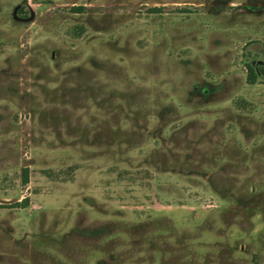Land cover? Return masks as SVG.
<instances>
[{
    "label": "rangeland",
    "instance_id": "374dc122",
    "mask_svg": "<svg viewBox=\"0 0 264 264\" xmlns=\"http://www.w3.org/2000/svg\"><path fill=\"white\" fill-rule=\"evenodd\" d=\"M0 264H264V0H0Z\"/></svg>",
    "mask_w": 264,
    "mask_h": 264
},
{
    "label": "trees",
    "instance_id": "16d2710c",
    "mask_svg": "<svg viewBox=\"0 0 264 264\" xmlns=\"http://www.w3.org/2000/svg\"><path fill=\"white\" fill-rule=\"evenodd\" d=\"M154 10H156V9H154ZM247 68H248L247 81L249 84H254L256 82V78H257L255 71L251 65H248ZM21 182H22V184L28 183V177H27V170L26 169L23 170ZM19 204L28 205V198L22 199L21 203H19Z\"/></svg>",
    "mask_w": 264,
    "mask_h": 264
}]
</instances>
